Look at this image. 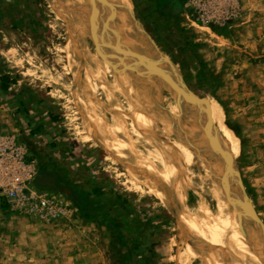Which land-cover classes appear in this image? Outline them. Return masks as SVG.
<instances>
[{
  "label": "rangeland",
  "instance_id": "1",
  "mask_svg": "<svg viewBox=\"0 0 264 264\" xmlns=\"http://www.w3.org/2000/svg\"><path fill=\"white\" fill-rule=\"evenodd\" d=\"M43 2L46 18L62 23L53 31L48 26L38 28L53 33L51 38L46 36L49 43L41 61L37 54L7 47L6 38L2 40L1 51L15 65L12 73L16 69L21 72L23 89L41 91L47 102L46 112L54 109L62 116L58 121H64L60 124L63 130L68 131L71 126L78 131L77 137L88 139L92 150L87 148V160L92 162L96 157L100 165L85 168L83 176H79L82 179L76 182L57 179L58 187L41 185L37 177L43 173L42 158L49 154L39 147L35 149L39 144L36 140H26L21 133L7 132L0 127V134L13 136L25 151L33 169L27 185L29 190L46 193L64 211L60 217L49 219L36 209L14 207L0 193V264H206L205 255L210 254L198 253V243H194L195 248L186 243L185 228L166 197L144 180L138 169L143 165L135 158L138 153L123 139L133 138L138 147L145 148L141 138L142 117L144 114L150 120L158 117L153 84L138 63H126L111 43L101 47L105 42L102 24L87 11L89 19L85 26L92 39L91 49L109 61L106 65L109 70H105L107 79L100 68L86 64L88 56L83 59V65L79 60L78 68L83 76L89 77L88 88L94 90L90 101L71 67L73 31L55 7L56 4L65 12V5L60 0ZM134 2L135 22L160 44L168 73L200 108L210 125L227 140L238 164L241 185L264 229V0ZM55 37H60L56 41L62 43L53 50L49 44ZM15 40L12 38L11 43L17 44ZM47 60H50L45 65L48 70H44L40 65ZM113 71L118 76L120 103L125 105L122 108L130 111L126 117L117 111L116 103L109 101ZM92 111L95 115H91ZM100 126L111 128L108 134L113 141L102 138ZM55 131L59 132V128ZM211 133V128L205 129L209 140ZM146 135L150 136L148 132ZM53 137L61 140L56 135ZM66 137L78 141L74 145L82 151L78 148L81 143L85 145L82 141L72 133L67 132ZM45 140L50 141V137ZM113 156L118 160H109ZM155 159L162 163L161 167L169 168V173L176 170L166 156ZM178 162L182 169L188 162L196 171L200 170L189 159L181 157ZM129 164L136 172L127 168ZM178 174L183 177L180 171ZM202 176L210 174L204 172ZM161 177L165 180L167 176ZM164 183L168 190L171 185ZM177 184L172 185L176 188ZM190 197L192 202L197 201L196 194L190 192L189 200ZM234 243L241 244L238 239Z\"/></svg>",
  "mask_w": 264,
  "mask_h": 264
},
{
  "label": "bare ground",
  "instance_id": "2",
  "mask_svg": "<svg viewBox=\"0 0 264 264\" xmlns=\"http://www.w3.org/2000/svg\"><path fill=\"white\" fill-rule=\"evenodd\" d=\"M60 1L65 5V12L55 4L57 14L63 16L73 31L71 67L77 82L87 92L90 101L94 90L92 92L88 88L89 77L83 76L78 67L84 64L83 59L88 56L89 62L86 64L94 69L100 68L102 75L108 79L105 70H109L106 67L109 61L91 49L92 39L85 26L86 19H89L87 11L91 18H97L102 24L105 42L101 43V47L111 43L122 53L126 63H138L146 79L153 84L154 106L158 117L154 120L148 119L145 114L142 117L141 138L146 150L144 147H138L133 138L126 139L125 136L123 139L127 146L130 143L129 147L138 153L135 152L138 158L137 155L134 156L143 165L138 169L144 180L166 197L174 214L185 228L186 243L192 248L196 246L194 243H198V253L205 251L210 254L205 255L206 264H264V229L241 185L235 156L227 140L210 125L200 108L185 95L182 87L168 73L160 44L135 22L137 11L134 0ZM116 74V71H113L109 101L116 103L114 106L117 111L126 117L130 111L126 107L122 108L124 104L120 103ZM117 87L118 90L115 89ZM91 115L95 113L92 111ZM98 122L95 123L99 125ZM206 128L212 129L210 140L205 135ZM100 129L105 141H113L111 134H108L110 127L104 126ZM147 132L150 136L146 135ZM154 155L155 158L159 155L166 156L176 170L169 173L170 169L161 167L162 163H158ZM130 156L126 158L129 159ZM181 157L194 161L202 173L196 171L188 162L182 169L179 166L182 164L178 162ZM158 169L162 170L159 172ZM179 171L183 177L179 176ZM204 172H208L210 176H202ZM161 176L167 177L164 180L165 177L162 179ZM163 182L171 187L168 186L167 190L166 186L162 185ZM175 182L179 184L176 188L172 185ZM190 192L196 194V202H192L191 197L189 200ZM216 234L220 236L219 240L215 237ZM237 239L241 242L240 246L234 243ZM189 251L187 248L186 253L189 254Z\"/></svg>",
  "mask_w": 264,
  "mask_h": 264
},
{
  "label": "crops",
  "instance_id": "3",
  "mask_svg": "<svg viewBox=\"0 0 264 264\" xmlns=\"http://www.w3.org/2000/svg\"><path fill=\"white\" fill-rule=\"evenodd\" d=\"M43 3V0H0V10L3 13H0V69L4 72L1 73L0 71V127L7 132L21 133L26 140L33 139L39 144L43 143V146L38 144L35 147V149L39 147V150L49 154L42 158L43 167L41 171L52 172L59 181L67 182L70 180L69 182H76L78 178H81L79 176H83L82 171H86L85 168L88 170L89 166L95 168L100 165V159L94 157L91 159L92 162L87 160L88 149L92 150L89 140L77 137L79 135L78 131L71 126L68 131L63 130L64 127L60 124L64 121H58L62 116L54 112V109H49V112H46L47 102L44 100V96L41 95V91L35 92L23 89L24 87L21 86V72L16 69V72L12 73L11 69L15 65L12 61L6 60L1 51L2 40L6 38L7 47L12 48V46H15V48L23 50L24 53L37 54L38 57H41L39 58L41 61L44 57L42 53L45 52L49 43L46 39L51 38L53 35L51 33L52 29L62 23L58 20L49 21L46 18ZM40 26H48L52 31L38 30ZM12 38L18 41L17 44L11 43ZM57 38L60 37H55L54 41ZM54 41L49 44L53 50L56 45L62 43L59 44L56 41V44ZM56 52H54V55H57ZM47 63L49 64L50 60H47V62L42 61L40 66L45 68L44 70H48L45 66ZM56 68L57 65H55ZM46 90L50 92L48 86ZM56 128H59V132L55 131ZM67 132L72 133L74 138L79 139L88 147L81 143L78 148L82 151H78L74 144L79 142L68 139L66 137ZM54 135L61 138V140H55ZM46 137H50V141H46ZM109 160L118 159L113 156ZM127 168L136 172L130 164L127 165ZM87 174L89 173L87 172Z\"/></svg>",
  "mask_w": 264,
  "mask_h": 264
},
{
  "label": "built area",
  "instance_id": "4",
  "mask_svg": "<svg viewBox=\"0 0 264 264\" xmlns=\"http://www.w3.org/2000/svg\"><path fill=\"white\" fill-rule=\"evenodd\" d=\"M32 175L23 147L13 136L0 134V193L16 208L36 209L49 219L60 217L64 211L51 197L29 190L27 185Z\"/></svg>",
  "mask_w": 264,
  "mask_h": 264
},
{
  "label": "water",
  "instance_id": "5",
  "mask_svg": "<svg viewBox=\"0 0 264 264\" xmlns=\"http://www.w3.org/2000/svg\"><path fill=\"white\" fill-rule=\"evenodd\" d=\"M37 182L41 185L58 187L57 178L52 173L43 172L38 175Z\"/></svg>",
  "mask_w": 264,
  "mask_h": 264
}]
</instances>
